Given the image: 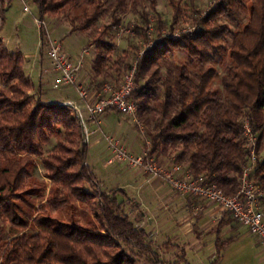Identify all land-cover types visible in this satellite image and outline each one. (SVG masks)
<instances>
[{"label": "trees", "instance_id": "trees-1", "mask_svg": "<svg viewBox=\"0 0 264 264\" xmlns=\"http://www.w3.org/2000/svg\"><path fill=\"white\" fill-rule=\"evenodd\" d=\"M147 1L155 12V0ZM167 1L174 14L169 28L188 17L194 29L157 42L136 63L132 98L147 129L148 154L166 157L232 196L249 158L243 138L248 122L257 138L252 179L263 192L264 210V0H218L210 9L197 0ZM31 2L40 20H63L69 33L95 30L88 42L97 49L94 90L118 82L129 67L126 55H110L108 32L128 11L139 14L137 37H145L149 22L147 12L138 11L141 0ZM156 22L159 33L163 25ZM33 90L22 53L9 52L0 38V264H190L183 249L173 260L160 258L150 233L130 218L135 200L125 189L102 190L87 164L75 109L44 102L40 87ZM37 167L42 178L35 176ZM227 242H216L210 264Z\"/></svg>", "mask_w": 264, "mask_h": 264}, {"label": "rangeland", "instance_id": "rangeland-1", "mask_svg": "<svg viewBox=\"0 0 264 264\" xmlns=\"http://www.w3.org/2000/svg\"><path fill=\"white\" fill-rule=\"evenodd\" d=\"M141 1L138 11L144 10L147 12L149 19L143 39L137 37L134 31V25L139 20L137 11H128L123 16L121 24L107 34L109 41L114 45L110 55L113 59L126 55L127 61L125 63L129 64V67L133 63H137L157 42L162 41L164 38L179 37L190 31L194 25L188 17L180 18L179 22L170 29L169 25L174 14L167 0H155V12L149 10L147 0ZM209 2L210 0L196 1L201 9L206 8ZM25 4L29 7L30 12L23 11V3L20 0H0V38L5 48L9 52L19 51L22 53L24 72L34 85L33 92L40 87L42 101L58 103L66 98L78 99L79 97L74 88L65 85L54 87L58 73L51 69L47 56V43L44 39L41 43V30L36 22V18H38L36 6L31 0H25ZM189 15H192V13H189ZM157 18L163 25L159 33L155 32ZM43 20L51 41L58 42L63 52H66L72 60L82 57L83 66L79 72L84 73V69L87 68L88 71L84 76L91 80L92 57L96 55L97 49L95 45L89 46L88 42L93 37L95 30L84 33H69L70 27L67 22L52 17H44ZM103 21L107 22L108 20L105 18L98 21L96 26H100ZM132 44L137 48H132ZM177 57L182 58V52L178 51ZM114 69H116V66H114ZM124 72L122 70L120 77ZM84 83L88 84V81ZM88 92L92 94L93 91L90 89ZM80 102L82 101L80 100ZM77 106L80 109L84 141L87 144V164L100 181L102 190L109 191L114 188H123L127 191L129 197L139 196L140 189L138 185L130 184L129 177L124 172V174L122 173L124 165L130 167L127 161L114 160L113 163L107 164V160L112 157V148L108 140L118 142L131 156L140 155L146 149V141L149 142L145 126L138 121L136 113L134 116H130L118 112H107L88 120L85 110L80 105ZM141 130H143L142 133ZM57 142L58 139L52 140L46 150L52 148ZM35 176L42 178L40 167H37ZM260 191L263 193L261 189ZM147 202V211L142 209L148 212V216H144L142 210L137 213L135 211L137 205L129 208V215L139 227L146 228L150 233L154 250L163 261L175 259L176 254L182 248L185 250L186 258L190 264H210L217 256L215 249L216 230L203 231L199 237H188L186 239L185 235L182 234V230L177 227L176 235L178 239L174 240L169 226L166 225L167 222L164 220L171 217H183L186 213L184 209L179 207L171 210L168 204L165 203L154 209L158 201L153 203L152 199ZM262 211L264 213L263 209ZM152 215L157 216L154 218ZM210 226L211 224H207L208 228ZM199 227L202 230V226L199 225ZM193 228L195 227L193 226ZM219 239L221 241L230 240L221 247L220 257L216 264H264V245L257 242L246 227L238 224L237 232L232 235L226 234L223 230L219 235ZM166 241L171 242L168 248L162 245ZM139 264L144 263L140 262Z\"/></svg>", "mask_w": 264, "mask_h": 264}, {"label": "built area", "instance_id": "built-area-1", "mask_svg": "<svg viewBox=\"0 0 264 264\" xmlns=\"http://www.w3.org/2000/svg\"><path fill=\"white\" fill-rule=\"evenodd\" d=\"M23 3V11L30 12L29 7ZM218 0L209 2L208 9L214 7ZM206 9V11H208ZM43 39L48 45L47 56L51 69L58 73L55 79L54 87L65 85L74 88L79 99L83 102L84 108L90 118H95L107 112H118L125 115L134 116L137 111V103L132 98L135 85V74L137 64L133 63L127 71L119 78L116 83H103L92 94L88 88L77 81V76L83 66L82 57L75 60L67 57L58 42L51 41L44 20L36 18ZM194 28L191 27V32ZM151 46V45H150ZM76 111L77 116L81 119L80 109L77 105L70 104ZM143 130H141V133ZM243 138L245 149L248 151V161L242 167L239 177V189L232 195H225L214 184H207L202 176L195 177L182 165L171 160L168 167L161 165L158 160L148 154L149 142L146 141V149L142 154L131 156L118 142L108 140L112 148V157L107 160V164L113 163L114 160H126L132 168H139L151 177L160 179L171 189L198 199L208 201L218 205L231 217L248 230V232L258 239L264 245V213L259 203V197L262 195L258 184L252 179V173L257 161L256 153V134L251 130L248 122L243 126Z\"/></svg>", "mask_w": 264, "mask_h": 264}, {"label": "crops", "instance_id": "crops-1", "mask_svg": "<svg viewBox=\"0 0 264 264\" xmlns=\"http://www.w3.org/2000/svg\"><path fill=\"white\" fill-rule=\"evenodd\" d=\"M64 53L66 54L67 57H69L66 52ZM93 59L94 57H92V62ZM87 71L88 69L85 68L83 71L84 73L79 72L77 76V81L85 85L88 88V91L90 89L91 91H93L94 77H93L92 67H91L92 75H90L91 80H89V78L84 76ZM87 81L88 84H85L84 82ZM58 103H62V104L73 103L75 105H80V107L84 109L86 112V109L84 108V104L83 102H80L79 98L78 99L66 98L62 102H58ZM86 114L88 116V120H90V117L87 112ZM156 159L161 165L165 167H168L171 163V160L166 157L159 156ZM182 168L185 169L184 166H182ZM123 170L124 171H122V173L124 172L129 177V183L132 185H138V188L140 189L139 196L131 197V199L135 200V205H137L135 209L137 213L142 210V212H144V216H148V212H146L148 209L146 203H148L147 201H150L152 199H153V203H155V201L156 202L158 201L155 204L154 209H156L160 205H163V203L168 204L169 209L171 210L179 207L184 209L186 213L183 217L181 218L171 217L164 220L167 222L166 225L169 226V230L171 231L173 237L172 239L174 240L178 239V236L176 235L177 227H179L182 230V234L185 235L186 239L188 237H199L202 235L203 231L216 230V240H215V249H216L217 241L229 242L230 240L227 239L221 241L219 239V235L223 230L226 234L229 235L230 234L232 235L235 232H237L238 224L232 221V219H229L226 215L227 212L224 211L222 208H220L218 205L198 199L197 197L179 193L171 189L167 184L163 183L160 179L149 176V174L145 173L141 169L130 168L127 167V165H124ZM142 208L145 209L146 211H143ZM152 216H154L155 218L157 215H152ZM142 221L143 223H145L144 220ZM207 224L208 225L211 224V226L208 228ZM199 225L202 226V230L200 229ZM193 226L195 228H193ZM256 240L257 242H259L257 238Z\"/></svg>", "mask_w": 264, "mask_h": 264}]
</instances>
